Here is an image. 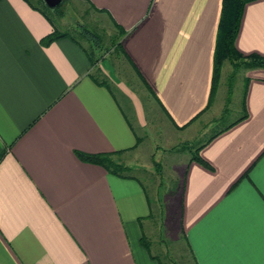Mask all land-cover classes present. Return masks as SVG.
<instances>
[{
    "label": "crops",
    "instance_id": "0c3cea01",
    "mask_svg": "<svg viewBox=\"0 0 264 264\" xmlns=\"http://www.w3.org/2000/svg\"><path fill=\"white\" fill-rule=\"evenodd\" d=\"M68 1L118 35L138 95L79 41L42 43L52 26L24 0H0V264H159L141 181L78 154L145 152L155 170L164 145L187 147L222 116L227 61L208 103L221 0ZM233 43L264 56V0L243 4ZM235 73L236 117L182 162L177 227L192 264H264V68Z\"/></svg>",
    "mask_w": 264,
    "mask_h": 264
},
{
    "label": "rangeland",
    "instance_id": "374dc122",
    "mask_svg": "<svg viewBox=\"0 0 264 264\" xmlns=\"http://www.w3.org/2000/svg\"><path fill=\"white\" fill-rule=\"evenodd\" d=\"M62 6L63 16L58 20L60 29H66L75 35L86 49H89V44L86 40L79 38L77 34L82 31L81 28L92 30L101 35V42L99 43L100 48H94V56L96 61L98 60L96 64L100 60H102L100 63L109 61L112 64L116 78L127 84L129 83L128 87L133 93L138 95V92L135 90L131 72L120 54L114 52L111 48L105 49L109 45V39L114 34L109 28L108 23L99 17V15L87 11L85 6L75 4L73 1H64ZM98 70L99 68L97 67L96 73H99ZM224 70L225 67H223V72ZM226 70L229 71V67L226 68ZM230 72L225 71L224 74V76L230 75L229 78L227 76L225 78L223 76L222 78L224 82H226L229 91L225 94V111L221 114L222 116L208 126L206 130L201 128L200 131H198V136L190 142L188 147L182 145V142L164 145L163 148L156 153L155 157H153L157 162V168L155 170H153V166L148 163V157L145 152L143 155H140V152L137 151L135 154H132L131 157L129 155V157L126 158L117 157L115 155L110 157L113 161H119L122 164L129 161L132 162V164H129L130 169L125 172L137 177L141 181L148 195L150 204L152 203V209L155 210H152V213H155L152 216V223L155 231L154 240L149 236L150 234L146 233L149 229L146 225L144 226V232L148 243V250L156 255L159 264H192L177 227V214L179 209L177 196L171 193L172 197H169L167 194L179 187L182 162L189 150H192L194 147L204 142L216 129L222 127V125L236 117L241 95V85L239 74L233 73L231 75ZM218 82L219 79L217 83ZM150 117L151 116H148V118ZM144 170H150V173Z\"/></svg>",
    "mask_w": 264,
    "mask_h": 264
},
{
    "label": "trees",
    "instance_id": "16d2710c",
    "mask_svg": "<svg viewBox=\"0 0 264 264\" xmlns=\"http://www.w3.org/2000/svg\"><path fill=\"white\" fill-rule=\"evenodd\" d=\"M32 9L37 10L41 15L47 20V22L52 26V30L49 34L45 35L42 39V43H47L55 38L61 36H68L74 41L78 39L68 30H60L57 27L58 20L63 16V2L68 0H61V2L53 7L48 8L42 0H24ZM248 0H221L220 14L218 19V25L215 35L214 51L212 58V77H211V88L210 96L208 99H211V96L215 90L217 81L220 75V68L224 61H227L231 67V75L240 68L246 67H263L264 68V56H259L256 54L242 55L234 47V38L237 32L238 23L242 11L243 4ZM81 32H78L77 35L79 38L86 40L89 44V49H85L89 56L90 63L93 65L96 62L94 56V48H100L101 35L93 32L92 30H87L81 28ZM96 44V45H95ZM113 50L118 52L121 49L120 42L118 40V35L113 34L109 39V45L105 49ZM97 77H92L94 82L100 85H104L107 88L108 82L105 78L101 77L99 73L96 74ZM243 114L237 118L239 120L244 116ZM218 133V132H216ZM216 133L211 134L210 138L213 137ZM188 147V146H187ZM200 146L194 147L192 150H189L190 159H197V150ZM120 151H118L119 153ZM117 152L112 153H98V154H86L79 153V157L85 161L96 163L105 168V170L111 174L120 176V177H132V175L127 174L125 171L130 169L128 165L122 164L120 162L113 161L110 157ZM178 188L172 191L175 196L178 194ZM177 193V194H176ZM172 197V195L170 196ZM145 244V243H144Z\"/></svg>",
    "mask_w": 264,
    "mask_h": 264
},
{
    "label": "water",
    "instance_id": "95a60500",
    "mask_svg": "<svg viewBox=\"0 0 264 264\" xmlns=\"http://www.w3.org/2000/svg\"><path fill=\"white\" fill-rule=\"evenodd\" d=\"M42 1L48 8H53L61 2V0H42Z\"/></svg>",
    "mask_w": 264,
    "mask_h": 264
}]
</instances>
